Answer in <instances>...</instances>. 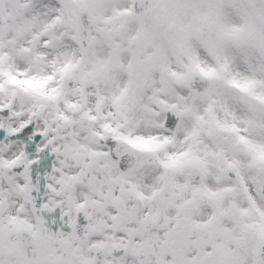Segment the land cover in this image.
Instances as JSON below:
<instances>
[{"label":"snow or ice","instance_id":"1","mask_svg":"<svg viewBox=\"0 0 264 264\" xmlns=\"http://www.w3.org/2000/svg\"><path fill=\"white\" fill-rule=\"evenodd\" d=\"M0 264H264V0H0Z\"/></svg>","mask_w":264,"mask_h":264}]
</instances>
